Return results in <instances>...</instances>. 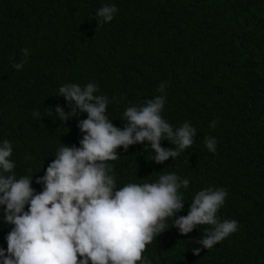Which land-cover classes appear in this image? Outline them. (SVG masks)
Here are the masks:
<instances>
[{
  "label": "trees",
  "instance_id": "obj_1",
  "mask_svg": "<svg viewBox=\"0 0 264 264\" xmlns=\"http://www.w3.org/2000/svg\"><path fill=\"white\" fill-rule=\"evenodd\" d=\"M103 4H115L117 12L98 25ZM18 62L19 70L12 67ZM69 82L96 83L97 94L109 98L114 126L129 104L162 95V116L196 129L192 146L160 164L150 160L147 142L117 148L109 162L117 187L175 172L189 180L179 190L185 204L178 215L187 214L201 189L227 191L217 215L235 219L237 231L206 249L195 240L207 225L181 234L169 218L142 255L152 264H264V0H0V140L12 145L17 177L34 174L37 192L36 177L56 148L79 146L82 136L77 121L85 113L63 123L55 115L57 104L69 110L55 94ZM207 137L216 140L214 153ZM3 216L0 206L6 249L12 226Z\"/></svg>",
  "mask_w": 264,
  "mask_h": 264
},
{
  "label": "clouds",
  "instance_id": "obj_2",
  "mask_svg": "<svg viewBox=\"0 0 264 264\" xmlns=\"http://www.w3.org/2000/svg\"><path fill=\"white\" fill-rule=\"evenodd\" d=\"M116 12L115 4L97 8L98 25L112 21ZM21 51L27 58L28 49ZM12 67L19 70L22 62ZM164 86L161 82L158 90ZM97 93L94 82L59 86L55 94L64 97L69 109L55 106L59 120L63 123L81 113L86 118L77 121L79 146L57 147L43 176L36 177L42 185L39 192L32 187L34 174L17 177L10 159L12 145L0 140V206L4 222L12 226L5 236L6 249L0 248V264H152L142 253L168 229L169 218L181 234L207 225L195 240L206 249L237 231L235 219L217 215L227 196L223 187L197 191L186 215H178L185 204L179 190L187 189L189 180L175 172L160 174L154 182L117 187L109 163L117 159V148L147 142L146 149L153 153L150 160L160 164L192 146L197 133L188 121L173 126L162 116V95L145 98L139 106L129 104L119 118L121 126H114L106 114L109 98ZM48 111L52 116L51 108ZM215 125V120L209 122L210 128ZM164 140L174 147H163ZM205 146L214 153L215 138L207 137ZM200 251L192 249L193 254Z\"/></svg>",
  "mask_w": 264,
  "mask_h": 264
}]
</instances>
